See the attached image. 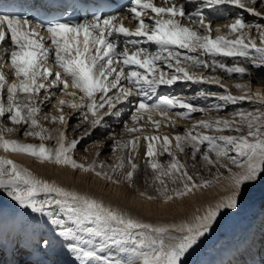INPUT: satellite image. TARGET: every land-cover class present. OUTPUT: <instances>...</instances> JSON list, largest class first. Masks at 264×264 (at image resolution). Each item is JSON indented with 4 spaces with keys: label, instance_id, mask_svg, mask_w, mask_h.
<instances>
[{
    "label": "snow or ice",
    "instance_id": "obj_1",
    "mask_svg": "<svg viewBox=\"0 0 264 264\" xmlns=\"http://www.w3.org/2000/svg\"><path fill=\"white\" fill-rule=\"evenodd\" d=\"M129 3L127 11L131 15L124 19L135 22L134 28L126 27L124 19L112 15L93 14L75 22L54 19L46 24L26 17L0 15V59L6 60V65L0 64V117L19 126L6 127L0 123V149L28 155L40 163L94 173L119 184L120 181L105 170L103 162L84 164L73 158L71 153L83 136L68 141L66 132L57 130L56 147L43 143L54 137L40 123L41 105L51 103L59 92L53 107L60 115L44 114L42 119L67 126L69 121L64 115L67 107L80 111L81 124L88 123L95 129L103 121V116L99 115L101 109H105L104 115H119L113 112L116 104L135 96L140 99L131 116L133 126L125 124L126 132L141 133L143 126H136L140 120L158 131L161 122L154 120L152 113L169 120L166 126H170V110H186L174 113L180 119H187L193 112L206 111L175 96L158 95L160 86L191 81L215 82L224 88L218 77L209 78L202 73L197 76L191 70L219 68L229 75L241 76L248 72L239 63L228 66L218 57H242L254 67H264V25H252L237 16L224 25L225 35L213 36L212 26L200 9L186 13L183 5L169 4V0H161L162 6H158L156 0H129ZM216 5H232L264 18V11L258 10V7L264 8V0H203L202 6ZM185 18L194 27L185 24ZM252 27L259 31L258 40L246 31ZM215 31L219 33L221 29ZM50 60L54 61L55 72L45 66ZM5 66H10L11 80L4 71ZM235 87L243 94L234 96L225 89L219 99L232 104L247 100L260 107L248 112L237 111L231 120H199L183 135L171 138L132 135L126 141L115 140L112 144L113 153L118 155L116 162L108 167L114 173L119 171L132 187L138 168L135 156L140 141L145 142V163L152 170L157 196L146 192L139 195L149 201L161 198L167 204L174 198L195 196L202 189L225 182L226 195L203 208H196L190 217L179 222L153 223L137 218L85 192L41 178L29 168L4 157H0V191L20 207L46 216L52 225L58 226L57 235L63 238L67 250L79 264H183L182 258L210 231L221 211L236 209L244 187L264 177V93L252 92L246 84ZM42 92L43 100L39 99ZM76 99L80 102H74ZM25 125L22 134L38 138L40 144L5 138V133L17 132ZM196 128L205 131H195ZM209 132L213 134H207ZM173 141L176 151L171 148ZM102 146L101 143L95 145L97 149ZM188 146L193 160L199 154L205 167L216 170L213 178L188 172L187 165L177 155V152L184 153ZM162 155L170 157L166 164L157 159ZM165 178L179 186L170 191ZM66 221L72 226H67ZM95 238L116 246L118 254H101L104 244H94ZM43 243L46 246L48 241Z\"/></svg>",
    "mask_w": 264,
    "mask_h": 264
},
{
    "label": "bare ground",
    "instance_id": "obj_2",
    "mask_svg": "<svg viewBox=\"0 0 264 264\" xmlns=\"http://www.w3.org/2000/svg\"><path fill=\"white\" fill-rule=\"evenodd\" d=\"M18 1L23 2L25 0ZM156 2L158 6H162L161 0H156ZM171 3L183 5L186 13L188 12L186 10L190 8L192 10L190 9L189 13L195 12L197 9H200L203 15L207 18L206 22L210 23L212 26L213 36L225 35L226 29L224 28V25L231 23L232 20L237 16H242L246 23L252 25H264V18L252 16L242 9H239L232 5H216L210 8L203 7V0H169V4ZM258 10L264 11V8L258 7ZM109 15L124 19L125 17H130L131 14L126 9L125 11L115 12ZM183 22L191 27H194V25L190 24L187 18H185ZM124 23L126 27H135V22L131 21L130 19H124ZM216 28H220L221 31L217 33L215 31ZM246 31H248L253 38H257L258 40L259 31L255 27L247 29ZM43 35L45 34L43 33ZM7 43L8 42L5 43V46H7ZM147 47L151 48L152 46L147 45ZM221 58L224 57H218L217 59ZM2 60L3 59H0V64L2 63ZM51 62L54 61L50 60L45 66L51 69ZM2 64L6 65V62H3ZM9 68L10 66H5L4 71L7 75H9V79L11 80V69ZM53 68L55 71L57 70L56 67L53 66ZM191 71H193L195 75L200 74L201 72L203 74L218 73L217 70L212 71L210 68L192 69ZM246 78L244 77V80ZM251 79L254 78L251 77ZM244 80L242 79L241 82ZM230 81L234 82L235 80L233 79ZM239 82L240 81H235V83ZM176 84L177 83L171 85V90L174 91V93L181 91L186 95H190L192 93L199 94L201 92L209 94L219 93V91H221L222 89L225 93V88H221L220 85L206 82L192 83L190 85L180 83L178 85ZM260 85H262V82L260 83V80L259 82L255 83V91L262 89L260 88ZM161 87H163V85L160 86V88ZM59 96L60 93L57 92L56 97H53L52 99V101L55 102L54 104L47 105L46 108L41 107L40 123L43 127L49 129L52 136L54 137L53 140H45L43 141V143H45L47 147L51 148L56 147L55 137L57 135V130L65 131L68 141L74 139L72 138L71 133L67 132V129L69 128L68 125L64 126L59 124L58 122L52 123L50 121L42 119V116L44 114H50L54 116L60 115V113L57 112L53 107V105L56 104L57 97ZM74 102L79 103L80 101L76 99ZM237 103H239V101ZM72 113H74L72 109L67 107L64 108V115L68 118V120L69 117L72 116ZM174 113L175 112L169 113L171 122H173L170 124L171 127L166 126L169 125L168 120L161 119L158 113H152L151 115L154 120H160L161 123L164 122L165 124L163 126L161 125L159 130L156 131L150 125L146 124L145 120H140L139 124L136 126L142 125L143 131L137 134L141 136H150L154 135L155 132H158L160 133V137L167 135L171 138L176 134H180L179 132H177V130H175V128L177 127L175 126L174 122H181L185 130L191 128V126L193 125V120L184 121L176 117ZM126 121L127 125L133 126V121L131 118ZM0 123H3L6 127H16L12 125L11 122L7 119H0ZM24 127L27 126L25 125L21 127L19 131L12 134L5 133V138L10 140H19L22 143L28 142L30 144H40L41 141L38 138L19 135L23 131ZM90 127L91 125H88V129H90ZM102 127L103 125H100V127L96 128L94 131H99V129H102ZM104 128L112 132H117L119 134L124 131H122L121 127H119L118 130L112 127L110 128L109 124L104 126ZM81 132L78 133L75 138L80 137L84 133L83 131ZM157 145H159V142H157ZM174 145L175 141L172 142L171 148ZM88 149V153L89 155H91L90 161H95L96 156L94 155V146L88 147ZM139 150L142 152V154L146 150V145L143 140L140 141ZM71 155L75 157L77 163H82V156L78 151L74 150ZM85 155H87V152H85L84 156ZM0 157L11 159L23 165L24 167L29 168L35 175L44 179H48L50 181H54L61 187L72 188L80 192H85L96 197L97 199L102 200L105 204H111L115 207H119L121 210L129 212L131 215L137 218L153 223L179 222L181 219L190 217L195 212L196 208H203L207 204L214 203L215 200L227 194L226 190L221 191L220 189H213L209 192V194L202 196V198L192 197L190 199H181L180 201L173 200L167 204H158L153 200L149 201L139 198L135 196L131 191H124V189L122 190L114 183L104 178L97 177L94 173H85L82 171L73 170L70 167L55 165L52 163H40L28 155L5 152L2 149H0ZM240 199H242L241 202L243 203V207H237L236 209H226L224 211L222 210V216H224L225 218L220 222L216 220L210 231L198 241L197 245H195L192 249L189 250L188 253L185 254V256L182 258L183 264H263L264 177L258 179L256 181V184L246 187ZM66 225L72 226L71 223L67 221ZM57 231L58 226L52 225L48 217L33 213L30 209L20 207L15 201L8 197L6 193L0 191V256H3L0 264H10L7 261H4L6 257H10V255H5L6 250L11 249L12 251L15 250L16 252L22 247L28 248V246L29 248L27 250L31 253V255L26 254L23 256L22 259H24L23 261L25 262V264H38L37 261L42 260V252L50 254V252H52L50 251L52 250L51 247H54L58 251L56 252L58 254L56 257V262L58 264H62L59 257L65 255L66 252L72 256L74 255L67 250L66 242L63 240V238L57 235ZM45 240L48 241V244L46 246L43 243ZM93 243L104 244V249L101 254H118V248L116 246H109L100 238H95L93 240ZM28 257L29 259H26ZM74 260L70 262V264H73ZM43 263L44 262H42V264Z\"/></svg>",
    "mask_w": 264,
    "mask_h": 264
},
{
    "label": "rangeland",
    "instance_id": "obj_3",
    "mask_svg": "<svg viewBox=\"0 0 264 264\" xmlns=\"http://www.w3.org/2000/svg\"><path fill=\"white\" fill-rule=\"evenodd\" d=\"M190 9L186 10V11H188L187 13L190 12L189 11ZM220 60L228 66H232L234 64V62L239 63L241 66H245L248 69V72L246 73L248 75L244 74L243 77L237 73H232L231 75H229L225 71H223L221 69L219 70V68L216 69L218 72L217 74H208V73L203 74L202 72L201 73L204 76H207L209 78L218 77L220 79V82L224 85V88L227 89L229 92H231V94L234 96H237V95L239 96L240 94H243V92L241 90L237 89L235 87V85H237V84L250 85V90L252 92H256L255 91V88H256L255 83L259 82V80H260V83L262 82V85H260V88H262V89H260V91L262 93L264 92V83H263L264 82V67H260V68L254 67L249 61H248L249 62L248 63L247 60H245L242 57H235V58L224 57V58H221ZM3 62H6V60H2V63ZM53 66L55 67V64H54V62H51L50 67H51V70L53 69L52 71L54 72L55 70H54ZM166 71H168V70L166 69ZM200 74H197V76H199ZM250 76L253 77L254 79H251ZM244 77L245 78L248 77V78H246L244 80ZM229 79L230 80L234 79L235 81H240V82L235 83V81L233 82V81H230ZM240 79L241 80L243 79L244 81L241 82ZM254 80H256V81H254ZM176 83H177L176 85H178L179 83L185 84V85H190L193 82H191V81H189V82L188 81H177ZM206 83L219 85L215 82H206ZM171 89H172V86H163V87L159 88V90L157 91V94L158 95L163 94V95L175 96V97H177V98H179L185 102L192 104L194 107L206 109V111H202V112H193V113H191V115L187 119H182L184 121H192L193 120L192 121L193 124H195L197 121L202 120V119L214 120V119L219 118V119L231 120L233 118V114L236 113L237 111L248 112V111L256 109L257 107H260L258 104L251 103L247 100L239 101V103H235L234 105L232 103L224 102L223 100L219 99V96L222 95L219 93L224 94L223 89L221 91H219V93H217L216 96H212V95H209L206 93H204L203 96L198 95V94H194V93H192L190 95H186V94H183L181 91L174 93V91H172ZM52 91H55V89H53ZM114 92H115V90L112 93L113 98H115ZM155 98L156 97H153V100H155ZM39 99H41V100L45 99V95L43 94V92L41 93ZM139 99H140L139 97L133 96V97H129L128 101H125L123 103H117L116 108L113 110V112H119L120 113L119 115H115V114L104 115L105 109H101L99 112V115L103 116V121L101 124V125H103V127H102V129H99V131H94L96 128L93 129L92 127H90V129H88V125H90L88 123L81 124L82 114L80 111H75L74 113H72V116L69 117V120H68L69 121L68 122L69 128L67 129V132L71 133L72 138H75L76 135L78 133H80L81 131L84 132L81 135L84 138L80 141L79 145L75 149V151H78L81 154L82 163L90 164L93 162V161H90L91 155H89V153H88L89 152L88 147L94 146V149H95L94 155L96 156V160H95L96 164L99 165L101 162L104 163V165L106 166L105 170L108 171L109 175L113 176L114 179H117L120 181L119 184H115V185L118 186L119 188H121L122 190L124 189V191H131L135 196L147 200L145 197H141L139 195V193L140 192H146L147 194L152 195V196H157V193L155 190L156 185L153 182L152 170L150 168H148L146 163H145L144 152L142 154V152L139 150L141 153L138 151V154L135 156V163H137L138 168H137L136 174L133 178V186L132 187H129L128 182L126 180H124L123 176L120 174L119 171L114 173L111 171V168L108 167V166H110L116 162L115 157H116V155H118V153H113V151H112L113 142L115 140H125L126 141L132 135H138L137 133L136 134L127 133L125 131L124 127H125V124L127 123L126 120H129L131 118L132 113L135 110L134 106L136 103H138ZM149 102H151V101H149ZM54 103L55 102H53L51 100V103H46L44 105H41V107L46 108L47 105L54 104ZM176 111H186V110L179 109V108L170 110L171 113L176 112ZM0 119L5 120L7 118L6 117H0ZM171 123H173V122H171ZM176 123L177 122H174L175 126L177 127V128H175V130H177V132H179L180 135H183L185 129L182 126V123L181 122L177 123V124ZM78 124L80 125L79 128L77 127ZM107 124L110 125V128L112 127L114 129H117V130L119 127H121L122 131L123 130L124 131L120 134L117 132L109 131L108 129L104 128V126H106ZM164 124H165L164 122L161 123L162 126ZM16 127H19V126H16ZM25 128L26 127H24L23 131L25 130ZM23 131L19 134L20 136L23 135L22 134ZM195 131L203 132L205 130L200 129V128H196ZM88 132H90L91 135H86V133H88ZM207 134L211 135L213 133L209 132ZM224 134H229V133H224ZM154 135L160 136V133L155 132ZM97 143H101L104 146L97 149L95 147V145ZM28 144H30V143H28ZM186 148L187 149H185L184 153L177 152V155H178V158L181 160V162H183L187 165L188 172L190 174H192L193 176H196L198 174L199 176L204 177V178H209V179L213 178L216 170L215 169L209 170L207 167H205L204 164L201 162L199 155L197 156V158L195 160H193L191 157V151H192L191 147L188 146ZM85 149H87V151H85ZM172 150L176 151L174 146L172 147ZM85 152H87V155L84 156ZM97 152H99V155H97ZM73 158L75 159V157H73ZM157 159L159 160L160 163L166 164L170 160V157H168L167 155H162V156H158ZM193 165H195V167H193ZM233 170L235 171V169H233ZM221 171H223V170H221ZM224 174L227 175L226 172ZM165 180L168 184V188L170 191L173 187L179 186L178 184L177 185L172 184L167 178H165ZM254 184H256V181L251 183V184L246 185L244 187V189L246 187L254 185ZM213 189H220L221 191H225L226 190L225 189V182H221L220 185H214L213 187H210L209 189H202L199 192H197L195 196H189V197H184V198H180V199L174 198L173 200L180 201L181 199H190L192 197L202 198V196L209 194V192ZM244 189H243V191H244ZM241 200L242 199L238 200V207H240V208L243 207V203L241 202ZM153 201L157 202L158 204H163L161 198H157ZM222 213H221V215H218V217H217V221H219V222L225 218L224 216H222L223 215ZM224 215H226V214H224ZM51 248H52V250H50V251H52V252H50L51 254L49 256H47V254L44 252L42 253V255L44 254L43 256H46V259L49 262H51L53 264H58L56 262L57 261L56 257L58 255L56 252H58V251L54 247H51ZM21 252H26L25 254L29 253L24 248L20 249L18 251V254ZM59 259H61L62 264H70V262H72L75 259V257L66 252L65 255H62L61 257H59ZM73 264H79V262L76 261V259H75ZM263 264H264V261H263Z\"/></svg>",
    "mask_w": 264,
    "mask_h": 264
}]
</instances>
